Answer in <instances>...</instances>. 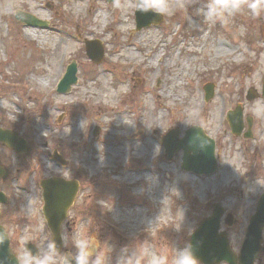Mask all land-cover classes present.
I'll use <instances>...</instances> for the list:
<instances>
[{
    "label": "rangeland",
    "instance_id": "rangeland-1",
    "mask_svg": "<svg viewBox=\"0 0 264 264\" xmlns=\"http://www.w3.org/2000/svg\"><path fill=\"white\" fill-rule=\"evenodd\" d=\"M187 2L168 0L171 11L160 23L137 30L126 7L135 0H0V126L29 145L16 156L0 142L8 169L0 180L8 198L1 223L17 257L26 238L34 246L41 235L52 238L38 185L52 176L49 163L56 176L78 183L62 235L90 231L111 246L112 261L124 246L153 240L171 264L174 249L186 246L216 204L224 210L220 231L238 251L264 190V118L251 110L264 102V17L245 11L227 25L210 24L195 15L199 3ZM17 11L47 25L26 26ZM91 39L103 47L99 63L86 56ZM72 61L77 83L58 93ZM252 89L258 95L249 99ZM238 103L243 132L251 120L248 138L232 134L225 118ZM194 106L216 143L218 168L209 175L183 170L182 151L166 159L159 141L172 129L183 136L181 120ZM54 151L64 164L51 159ZM255 264H264V251Z\"/></svg>",
    "mask_w": 264,
    "mask_h": 264
},
{
    "label": "water",
    "instance_id": "water-1",
    "mask_svg": "<svg viewBox=\"0 0 264 264\" xmlns=\"http://www.w3.org/2000/svg\"><path fill=\"white\" fill-rule=\"evenodd\" d=\"M16 18L22 20L28 25H46L44 21L37 19L30 13L19 11ZM160 14L153 12L141 13L136 12L137 28L146 26L151 22L157 23L161 20ZM87 55L95 62H100L103 57V48L99 40L86 42ZM76 63L72 62L60 80L57 91L66 93L71 86L77 82ZM206 99L213 95V84L204 87ZM251 95V94H250ZM248 96L253 98V96ZM264 95V83H263ZM228 119L232 130L239 134L242 129V111L240 107L230 111ZM190 133H186L182 138L178 137L177 129L170 130L161 141L165 148L166 159H171L179 150L183 151L182 165L183 170L191 171L196 174H211L217 169V161L215 158V142L207 147H199L194 143H190ZM249 136V134H246ZM0 141H3L9 147L15 148L19 152H25L27 146L22 138H18L13 131L0 128ZM55 158L59 159L57 155ZM7 171L0 166V177H5ZM43 188L44 215L48 221V225L52 231L53 238L56 240L58 248L61 247L62 240L60 234V224L67 215V210L73 203L77 182L65 180L60 177H52L41 181ZM6 198L0 192V203L5 202ZM223 210L216 205L210 216L201 221L197 229L192 233L189 244L192 245L193 251L197 259L203 264H218L222 261L227 264H254L259 253L263 250L262 229L264 226V192L260 196L255 213L251 216L249 224L246 228L245 239L240 248L239 254H236L230 247L226 232L219 231L220 218ZM228 219V220H227ZM226 219L228 224L231 223L230 216ZM0 230L4 228L0 225ZM35 254L36 248L27 245ZM13 251L8 244L5 245L3 253L9 256V264H16V255H12Z\"/></svg>",
    "mask_w": 264,
    "mask_h": 264
},
{
    "label": "clouds",
    "instance_id": "clouds-1",
    "mask_svg": "<svg viewBox=\"0 0 264 264\" xmlns=\"http://www.w3.org/2000/svg\"><path fill=\"white\" fill-rule=\"evenodd\" d=\"M193 3H199L195 9V15L202 17L203 22L210 24L227 25L236 15L245 11L255 18L264 17V0H188L186 7ZM116 6L122 7L119 4ZM126 7L136 12H153L162 16L171 11L168 0H135V3ZM188 19L194 27L197 26L190 16ZM251 110L260 118H264V102L258 103ZM181 121L184 131L191 134L190 143L201 148L212 144L211 138L205 131L208 121L199 118L198 107L194 106ZM49 168L53 169L51 173L53 178L59 174L51 163H49ZM176 228L179 230L180 225ZM8 239V233L0 230V253L5 250ZM29 239L26 238L25 246L21 249L16 264H169L168 258L157 251L153 240H145L134 247L124 246L116 259L112 261L111 246L99 242L90 231H76L70 236L61 234L64 246L68 248L70 245L67 252L60 251L54 238L41 235L39 242L34 243L36 247L34 254L26 246ZM105 244L107 250H105ZM174 250L171 264H200L191 244ZM0 264H9V256L0 254Z\"/></svg>",
    "mask_w": 264,
    "mask_h": 264
},
{
    "label": "bare ground",
    "instance_id": "bare-ground-1",
    "mask_svg": "<svg viewBox=\"0 0 264 264\" xmlns=\"http://www.w3.org/2000/svg\"><path fill=\"white\" fill-rule=\"evenodd\" d=\"M179 74H180V72L177 73L176 77H178Z\"/></svg>",
    "mask_w": 264,
    "mask_h": 264
}]
</instances>
